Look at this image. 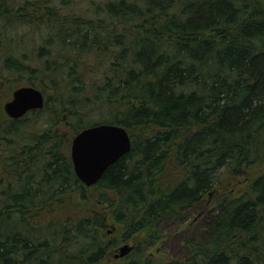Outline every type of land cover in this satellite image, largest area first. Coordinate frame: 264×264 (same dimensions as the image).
<instances>
[{
    "label": "trees",
    "instance_id": "1",
    "mask_svg": "<svg viewBox=\"0 0 264 264\" xmlns=\"http://www.w3.org/2000/svg\"><path fill=\"white\" fill-rule=\"evenodd\" d=\"M65 2L0 0V264H109L117 240L90 197L119 239L150 247L211 194L181 257L118 264H264V0H107L92 16ZM15 83L42 91L43 108L5 116ZM63 115L75 134L130 136L91 187ZM223 171L246 189L218 187Z\"/></svg>",
    "mask_w": 264,
    "mask_h": 264
},
{
    "label": "rangeland",
    "instance_id": "2",
    "mask_svg": "<svg viewBox=\"0 0 264 264\" xmlns=\"http://www.w3.org/2000/svg\"><path fill=\"white\" fill-rule=\"evenodd\" d=\"M56 4L61 5V3L65 0H53ZM66 10L70 11L74 14H88L92 16V12L94 8L102 4L107 0H66ZM35 34V33H34ZM31 35L35 41H38L40 34L36 33L35 35ZM27 39V38H26ZM96 77V75H93ZM19 83V82H18ZM18 83H15L11 88V85L8 84V88L5 92L6 97L2 104L8 101L11 98L13 89L18 86ZM3 111V105H2ZM4 112V111H3ZM6 116V115H5ZM61 122L59 123V133L63 138V141L68 142V153L70 152V145L72 138L75 133L71 130V122L68 120V117L65 115L60 117ZM96 117H93L92 120H95ZM264 171V167L257 169L256 172ZM247 175V174H246ZM218 187L223 188H232L235 189L236 192H241L246 189L247 184L244 177L234 176L231 172H222L219 176ZM218 192V190H217ZM211 196H206L202 203H200L193 211L188 213L183 220L173 225H163L162 228V236L161 239L153 246H145L139 245L137 246L136 239L123 241L118 238L119 226L116 224L111 216L110 210L106 209L103 204H99L92 197H90L89 204L86 205L85 210L98 212L105 216L107 222V228L105 229V235L110 240H117L115 245L110 249L108 262L109 264H118L123 260L134 258V259H154L160 263H166L171 259L181 257L184 250V239L186 235L189 233H193L195 228H200L201 221L200 215L206 211L208 208H211L214 205V199ZM211 205V206H210ZM129 244L133 247L132 251L123 258H115L116 250L122 246L123 244Z\"/></svg>",
    "mask_w": 264,
    "mask_h": 264
},
{
    "label": "water",
    "instance_id": "3",
    "mask_svg": "<svg viewBox=\"0 0 264 264\" xmlns=\"http://www.w3.org/2000/svg\"><path fill=\"white\" fill-rule=\"evenodd\" d=\"M45 103L42 91L33 86L16 88L3 104L5 115L20 119L30 111L40 110ZM131 150V139L121 126L96 124L85 127L73 137L70 159L77 179L85 186L95 185L106 169ZM133 247L127 243L116 250L115 258L127 256Z\"/></svg>",
    "mask_w": 264,
    "mask_h": 264
}]
</instances>
